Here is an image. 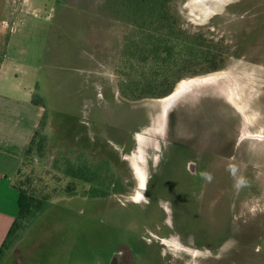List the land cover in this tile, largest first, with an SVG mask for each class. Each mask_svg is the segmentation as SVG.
Returning <instances> with one entry per match:
<instances>
[{
    "label": "rangeland",
    "instance_id": "obj_1",
    "mask_svg": "<svg viewBox=\"0 0 264 264\" xmlns=\"http://www.w3.org/2000/svg\"><path fill=\"white\" fill-rule=\"evenodd\" d=\"M16 1L14 49L22 71L38 66L28 84L45 108L23 171L53 186L68 162L107 164L125 192L54 198L0 264H264V0L173 2L183 31L227 55L166 107L121 92L143 66L126 63L141 36L115 0Z\"/></svg>",
    "mask_w": 264,
    "mask_h": 264
},
{
    "label": "trees",
    "instance_id": "obj_2",
    "mask_svg": "<svg viewBox=\"0 0 264 264\" xmlns=\"http://www.w3.org/2000/svg\"><path fill=\"white\" fill-rule=\"evenodd\" d=\"M174 1L115 0L116 11L132 20L141 36L140 39L132 37L125 46L126 63L137 62L143 66L137 77L128 78L121 86L123 96L129 100L166 98L187 77L219 71L226 60L223 43L180 28L173 11ZM197 67L202 68L201 72L195 69ZM34 104L42 106L36 96ZM38 134L39 130L24 158L28 157ZM24 163L14 180V188L20 195L19 213L0 248V259L11 241L44 213L54 198H104L111 193L125 192L107 164L89 165L83 160L68 162L63 172L54 173L55 185L40 186L35 178L25 174Z\"/></svg>",
    "mask_w": 264,
    "mask_h": 264
},
{
    "label": "crops",
    "instance_id": "obj_3",
    "mask_svg": "<svg viewBox=\"0 0 264 264\" xmlns=\"http://www.w3.org/2000/svg\"><path fill=\"white\" fill-rule=\"evenodd\" d=\"M17 3L0 0V248L19 213L15 177L45 116V108L34 104V83L28 84L38 66L22 71L28 51L14 49L11 16L18 13Z\"/></svg>",
    "mask_w": 264,
    "mask_h": 264
},
{
    "label": "clouds",
    "instance_id": "obj_4",
    "mask_svg": "<svg viewBox=\"0 0 264 264\" xmlns=\"http://www.w3.org/2000/svg\"><path fill=\"white\" fill-rule=\"evenodd\" d=\"M226 171L234 178V180H235L234 187L240 188V187H243L247 184V180L243 176L237 177V171H238L237 165L229 164L226 168ZM200 176L202 179H204L208 183H211L214 179L213 175L209 172H206V171L201 172ZM145 191H146V188H145ZM149 202H150V198L146 197L145 203H149Z\"/></svg>",
    "mask_w": 264,
    "mask_h": 264
},
{
    "label": "bare ground",
    "instance_id": "obj_5",
    "mask_svg": "<svg viewBox=\"0 0 264 264\" xmlns=\"http://www.w3.org/2000/svg\"><path fill=\"white\" fill-rule=\"evenodd\" d=\"M206 81V80H205ZM204 81V82H205ZM195 83V82H194ZM193 84V83H192ZM182 92V90H181V88H179L177 91H175L172 95H170V96H168V97H166V98H163V99H160V102H162V103H165L164 105H165V107H166V105H167V103H169L170 101H172L173 99H175V97L177 96V95H179L180 93ZM171 106V105H170ZM169 107V106H168ZM144 180H142V182H143ZM144 189V188H143ZM141 193H142V191H141ZM139 196V195H138ZM137 199V198H136Z\"/></svg>",
    "mask_w": 264,
    "mask_h": 264
},
{
    "label": "water",
    "instance_id": "obj_6",
    "mask_svg": "<svg viewBox=\"0 0 264 264\" xmlns=\"http://www.w3.org/2000/svg\"><path fill=\"white\" fill-rule=\"evenodd\" d=\"M111 264H121L120 256H115V257L112 259Z\"/></svg>",
    "mask_w": 264,
    "mask_h": 264
},
{
    "label": "flooded vegetation",
    "instance_id": "obj_7",
    "mask_svg": "<svg viewBox=\"0 0 264 264\" xmlns=\"http://www.w3.org/2000/svg\"><path fill=\"white\" fill-rule=\"evenodd\" d=\"M258 131H259V132H262V130H257L256 132H258ZM230 132H232V131H230ZM233 132H237V130L235 129ZM238 132H245V131H244L243 128H241V129H239ZM121 262L124 263V264H126V263H125V260L123 259L122 256H121Z\"/></svg>",
    "mask_w": 264,
    "mask_h": 264
},
{
    "label": "snow or ice",
    "instance_id": "obj_8",
    "mask_svg": "<svg viewBox=\"0 0 264 264\" xmlns=\"http://www.w3.org/2000/svg\"><path fill=\"white\" fill-rule=\"evenodd\" d=\"M141 187H143V184H141Z\"/></svg>",
    "mask_w": 264,
    "mask_h": 264
}]
</instances>
